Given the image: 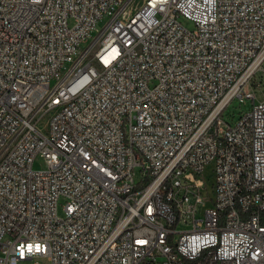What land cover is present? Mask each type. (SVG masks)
<instances>
[{
    "label": "built area",
    "instance_id": "1",
    "mask_svg": "<svg viewBox=\"0 0 264 264\" xmlns=\"http://www.w3.org/2000/svg\"><path fill=\"white\" fill-rule=\"evenodd\" d=\"M263 64L264 0H0V264H264Z\"/></svg>",
    "mask_w": 264,
    "mask_h": 264
},
{
    "label": "rangeland",
    "instance_id": "2",
    "mask_svg": "<svg viewBox=\"0 0 264 264\" xmlns=\"http://www.w3.org/2000/svg\"><path fill=\"white\" fill-rule=\"evenodd\" d=\"M106 21H103L99 24V29H102ZM185 25L187 27L192 28V25L189 22L184 21ZM70 25H73V22L70 21ZM94 36H96V33H94ZM89 43H85L82 45V49H86L88 47ZM264 68V64H263ZM264 75V71H260L256 78L250 83L248 86V91L251 93H254L256 96V101L257 102H262L264 100V89L256 87V83L261 82V78ZM253 107V100L249 98H245V101H241L240 98H235L230 105L225 109L223 113V120L228 123L231 126L236 125V123L239 121V119L246 113H248ZM36 169H44L45 168V163L43 162L42 159L38 158L36 160V163L34 165ZM205 176L211 177L213 175V167L210 166L207 168L206 173L204 174ZM135 179L136 182L139 183L143 179V175L140 170H137L135 173ZM59 214L60 216H63L64 212L62 209V206H60L59 209ZM200 215L197 213V218H199ZM189 219V224L182 222L177 226V230L182 232V231H187L192 229L193 227V219ZM20 264H49L48 260L46 258H37L33 261H25L21 262Z\"/></svg>",
    "mask_w": 264,
    "mask_h": 264
}]
</instances>
